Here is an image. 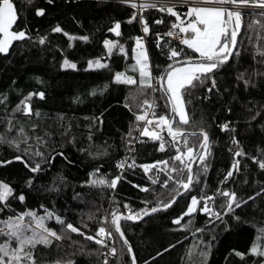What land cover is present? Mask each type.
Wrapping results in <instances>:
<instances>
[{"label": "trees", "instance_id": "trees-1", "mask_svg": "<svg viewBox=\"0 0 264 264\" xmlns=\"http://www.w3.org/2000/svg\"><path fill=\"white\" fill-rule=\"evenodd\" d=\"M14 2L20 19L31 23L35 36L47 34V40L44 44H40L38 39H33L31 36V39L16 43L9 55L0 54V93L7 95L6 102L0 98V132H5V125L9 118L15 127L22 126L29 135L33 134L31 125L36 124L35 135L49 141L47 146H40V151L47 155L50 150L55 149L57 153L63 152L67 160L56 155L51 167L45 173L36 174L31 189L25 187V181L33 174L24 167L22 162H13L10 166L0 167V180L11 183L17 193L22 190L26 197L23 204L12 199L11 207L16 212L34 209L37 213L43 214L40 205H44L45 208L55 211L58 215L65 217L68 222L80 227L87 235H95L97 227L107 226L113 231V236L116 238L115 246L118 249L117 255L112 256L109 264H131V256L126 251L122 255L119 253V249L123 246L122 240L110 224L101 225V216L110 213L113 207H118L127 215L129 209L123 207L125 203L130 206L133 213L145 208V201L149 202L148 207L155 206L157 202L166 203L175 187L171 181L167 187H162L163 180L167 178L165 172H160L157 178L154 170L145 173L139 167L140 164L165 159L172 163L171 157L175 155V149L166 130L162 133L166 145L164 151H158L159 141L143 137L141 142L134 144V151L129 153L125 148L126 140L122 139L129 127L134 124V113L141 110L138 105L145 98L137 95V86L114 83L112 80L117 71L138 75L129 68V65L134 60L133 38L141 35L142 28L139 19L132 23L126 22L136 9L105 0H68L67 3L65 0H52V3H48V0H31V3L29 0H14ZM38 8L45 9L42 17L36 15ZM143 15L151 29L145 40L149 56L154 65L163 67L167 60L155 48L154 33L162 34L168 30L170 20L174 18L156 9H145ZM155 19H164L165 22L153 25L152 21ZM257 19L264 23V17L255 14H246L243 17L241 32L237 39L238 42L243 40L244 45L247 46V54H243L242 49L240 65L233 61V67L228 69L233 74V78L237 71H243L245 68L249 72L254 67L260 68L252 61L253 48L248 46L246 38L247 34L253 31H258L264 37V29L255 25L251 30L246 29L247 24ZM114 20L121 21L119 37L107 31ZM56 24L70 34L88 35L89 40L69 41L62 33L51 32V28ZM36 27L39 29L37 33L34 32ZM105 38L117 40L122 45H126L127 57L118 49H114L108 56L106 47L103 45ZM161 43L163 44V41ZM173 43L178 49L185 48L186 51H191L186 46ZM255 43L257 42L253 38V44ZM261 43H264V40ZM64 58L75 62L77 68H62ZM96 58L107 60L108 67L87 69V61ZM153 74H157L155 68ZM223 75L222 73L221 76H217L223 95L217 96L213 93L211 100L203 103L193 98L196 110L193 113V110L189 108L190 123L186 126L190 131H198V126H203L209 133L212 155L208 161L206 182L205 176L202 175L201 183L194 184L190 193L182 195L168 209L150 213L141 220L121 219L120 221L121 228L136 256L137 264H144V261H148V264H203L201 252L204 249V242L207 241L212 242V254L207 264H256L260 259L251 254L243 258L230 254L233 249L247 253L258 235V229L264 226V215L255 207L242 206L236 209L235 215L240 216L247 223H237L231 217H227L231 225L227 231L219 228L212 229V226L208 225L210 232L203 234L195 232L196 228L205 225L208 220V217L200 214L199 211L181 221L184 223L188 219L193 220L191 234L188 230L180 229L172 223L173 218L184 211L190 202L191 195L200 196L201 190L205 195L215 191L231 164L232 156L228 149L231 147L233 151L236 150L235 145L231 143L233 136L239 140L240 146L249 156L258 155V149L264 150V129L260 127L264 121L258 117L257 121L249 123L254 112H248L242 106L251 97L232 88V80L224 83ZM36 77L40 79L37 80ZM106 84L107 88H105ZM226 87L229 88L228 92L224 91ZM94 89L95 94H92ZM29 91L45 92L44 98L33 96L28 100L31 102L33 113L39 111L38 116L35 114L28 116L19 111L13 112L14 107ZM203 94L201 89L194 93V97H202ZM232 94H235L238 99L231 100ZM252 96L260 99L256 92H253ZM156 97V115L170 114V105L162 94L157 92ZM147 98L151 100V95ZM126 104L128 107L125 106ZM228 107H231V112L227 111ZM98 119H102L103 123L100 124ZM225 122H231L230 127L235 131H221L220 125ZM140 124L142 125V122ZM69 125H71L70 129ZM66 129H68L67 132H65ZM89 132L92 133L91 142L88 140ZM138 133V131L133 133L136 139ZM73 137H75L74 143L71 142ZM192 139L189 137V140ZM90 143L94 145L92 151L103 146L108 154L93 158L87 154V151H78L80 148L88 150ZM17 154L22 153L6 143H0V159L11 158ZM126 156H134L137 166L118 169L115 166L116 162ZM240 160L241 173L247 170L248 183L243 182L244 175H234L230 178V182L221 187L236 190L238 196L246 197L252 194L254 180L264 182V172L259 171L256 163L248 156ZM176 163L178 165L179 162ZM96 167L100 168L98 175H102L105 179L110 180L115 175L121 176L114 189L107 186H82L81 182L88 180L89 173ZM196 167L194 164V172ZM57 174L66 177V185L61 186L62 190L58 194L45 191ZM186 175L185 173V179ZM149 176L157 179V183L153 184ZM135 185L148 186L149 191H141ZM256 190L258 191V188ZM75 193H80L82 198L73 199ZM113 201L117 203L114 204ZM223 202L224 197L217 194L213 206L219 210ZM249 203L251 205V202ZM256 204L264 209V199H258ZM4 215H15V212H5ZM47 223L49 228L60 232L61 226L54 220ZM65 235V239L53 241L51 245L38 244L33 251L36 264H58V262L67 264L68 261H72L73 264H103V257L97 253L105 249H102L95 241L86 239L80 233ZM170 244L174 247L169 248ZM81 249L84 251L82 252ZM157 252L161 254L157 256ZM152 257L155 259H151Z\"/></svg>", "mask_w": 264, "mask_h": 264}, {"label": "snow or ice", "instance_id": "snow-or-ice-1", "mask_svg": "<svg viewBox=\"0 0 264 264\" xmlns=\"http://www.w3.org/2000/svg\"><path fill=\"white\" fill-rule=\"evenodd\" d=\"M65 2L67 3L68 0H65ZM121 2L125 5H130L133 9H138V11L132 12L126 22L132 23L139 19L142 33L144 34L133 38L135 41L132 48L134 63L129 65V68L134 73H138V78L136 75H127L126 71H117L112 77L114 83L137 86V95L145 97L143 102L138 105L141 110L134 113V124L129 127L128 132L122 137V139L126 140V151L129 153L134 151V144L141 142L134 137V131H138L140 137H149L159 141L158 151H164L166 145L162 133L166 130L175 149V155L171 157V164L169 160L165 159L139 165L145 173L154 170L157 178L160 172H165L167 178L163 180L162 187H167L170 181L175 185L170 199L166 203L157 202L155 206L148 207L149 202L145 201V208L139 209L135 213L125 203L123 207L129 209L127 215L121 212L118 207H113L110 213L100 218L101 225L110 224L122 240L123 246L119 249V253L122 255L126 251L131 256V264H137L132 246L121 228V219L135 221L158 210L168 209L177 202V197L190 193L194 184H200L202 175L205 176L206 182V174L209 170L208 161L212 155V142L208 131L203 126H198V131H190L186 127L190 123L189 108L193 110V113L196 110L193 98L203 103L204 101H210L213 93L217 96H222L223 93L220 91L217 76H221L223 73L222 79L224 83L232 80V88L242 91L246 96L251 97L242 105L248 112H254V115L250 117L249 123L257 121L258 117L264 121V43H261L264 37L258 31L247 34L246 38L248 46L253 48L251 53L252 61L254 64L259 65L260 68L254 67L251 72L247 68L243 71H237L234 78L233 74L228 71L229 68L233 67V61L240 65L242 49L244 50L243 54H247V46L244 45L243 40L238 42L237 39L238 34L241 32L243 17L246 14L264 17V0H179V2L177 0H142L140 3H136L134 0H121ZM29 3H31V0H29ZM48 3H52V0H48ZM185 5L187 6L186 11H177V7ZM145 9H156L160 13L174 17V20H170V27L166 32L163 34L160 32L154 33L155 48L167 60L163 67L154 65L149 56L145 36L150 33L151 29L148 20L143 15ZM256 9H260V11L256 13ZM44 14V8L36 10L37 16ZM17 20L18 13L13 0H0V54L9 53L10 46H12L14 41L31 39L29 32L26 30V25L19 30H13ZM164 22V19H155L152 24L159 25L164 24ZM254 25L264 29V23H261L259 19L247 24L246 29L251 30ZM120 30V20H114L112 26L107 29L109 33H113L117 37L121 36ZM51 32L62 33L69 41L76 39L89 40L88 35L76 36L70 34L59 24L52 27ZM166 37L168 39H165ZM253 38H255L257 43L253 44ZM174 39L191 51H186L185 48H176L173 43ZM46 40L47 34L38 37L40 44H44ZM162 41L163 44L161 43ZM103 45L106 47L108 56L113 53L114 49H118L120 53L127 57L124 45L119 44L117 40L105 38ZM69 46L71 47V44ZM61 67L76 69L77 64L64 58ZM106 67H108L107 60L102 62L100 58H97L87 61V69ZM154 68L157 72L155 75L153 74ZM36 79L39 80L40 78L36 77ZM105 88H107V84ZM201 89L204 93L203 96L194 97V93ZM95 91L94 89L92 94H95ZM224 91L228 92L229 88L226 87ZM157 92L161 93L170 105V114L156 115L154 111L156 105L153 100L147 97ZM253 92L258 93L260 99L252 96ZM33 96L44 98L45 92L29 91L14 107L13 112L19 111L28 116L33 114L38 116L39 111L37 110L33 113L31 105L27 103ZM0 98H2L3 102L7 101L6 94L0 93ZM77 99L79 98L77 97ZM237 99L238 97L235 94L231 95V100ZM125 106L128 107L127 104ZM227 111L231 112V107H228ZM98 122L100 124L103 123L102 119H98ZM140 122H143V127H141ZM230 123L225 122L220 125L221 131H235L234 128L230 127ZM260 127L264 129V123H261ZM31 128L33 134L29 135L22 126L15 127L11 123V118H9L8 123L5 125V132H0V143H6L19 153H22L11 158L0 159V167L10 166L13 162H22L24 167L33 174L25 181V187L29 189L33 187L36 174L45 173L51 167L56 155L67 160L63 152L57 153L55 149L50 150L47 155L40 151V146H47L49 141L35 135L36 124H32ZM68 128L70 129L71 125ZM189 137L193 139L189 140ZM88 140L92 141L91 132L88 134ZM71 142H75V137L72 138ZM231 143L235 145L236 150L233 151L231 147L228 149L232 156L231 164L215 191L205 195L203 190H201L202 194L200 196L191 195L190 202L184 211L173 218L172 223L180 229L188 230L191 234L193 220L188 219L184 223L181 221L185 217H191L196 214L197 211L208 217L205 225L195 229V232L202 234L211 231L208 225H211L212 229L229 230L231 225L228 223L227 217H231L237 223H247L240 216L235 215L236 209H240L242 206L244 208L255 207L264 215V209L259 208L256 204L258 199H264V182L254 180V187L251 189L252 194L246 197L243 195L238 196L236 190L221 187L225 183L230 182V178H233L234 175H244L245 179L243 182L248 183L247 170L241 173L240 158L242 157L248 156L250 160L256 163L258 170L264 172V150L258 149V155L249 156L248 153L244 152L235 136L231 138ZM93 147L94 145L90 143L88 150L80 148L78 151H87V154L93 158L103 157L108 154L107 149L103 146L97 147L96 151L91 150ZM30 160L32 161L31 163L29 162ZM68 162L72 163L71 161ZM176 162H179L178 165ZM194 164L197 166L195 172L193 171ZM115 166L121 170L126 166L133 168L137 166L136 159L134 156H126L117 161ZM99 173L100 168H94L89 173V179L81 182L82 186H107L114 189L121 179L120 175H115L108 180L102 175H98ZM185 173L187 174L186 179L184 178ZM149 179L153 184L157 183V179L152 176H149ZM62 185H66V177L62 174H57V176L52 178L51 184L45 191L58 194L62 190ZM135 187L140 188L141 191H149L148 186L135 185ZM257 188L258 191L256 190ZM217 194L224 197V202L220 205L219 210L213 206ZM78 198H82L81 194L75 193L73 199ZM12 199L18 200L23 204L26 197L22 190L17 193L11 183L0 180V217H2L0 218V264H36V258L33 254L36 246L38 244L47 246L51 245L53 241H61L66 238V233H80L86 239L95 241L102 249H105L106 251L97 253V255L103 257V264H108L109 256L117 255L116 238L113 236L112 230L99 226L95 230V235H87V233L82 232L80 227L68 222L65 217L58 215L55 211L45 208L44 205H40V208L43 209V214H38L34 209L16 212L11 207L10 201ZM249 202H251V205ZM112 203L115 204L117 202L113 201ZM5 212H15V215H4ZM89 218L91 219V217ZM53 220L61 226L60 232H57L54 228L47 227L46 222ZM84 227H87V225H84ZM212 239L214 240L215 237L213 236ZM168 247L172 248L174 245L170 244ZM81 251L83 252L84 250L81 249ZM87 254L90 255L91 253ZM160 254V252L156 253L157 256ZM211 254L212 242H204V249L201 252L203 264H207ZM230 254H235L241 258L251 254L260 258L256 264H264V226L258 229V235L254 238L247 253L233 249ZM151 259L154 260L155 258L152 257ZM67 264H73V262L68 261ZM144 264H148V261H144Z\"/></svg>", "mask_w": 264, "mask_h": 264}, {"label": "built area", "instance_id": "built-area-1", "mask_svg": "<svg viewBox=\"0 0 264 264\" xmlns=\"http://www.w3.org/2000/svg\"><path fill=\"white\" fill-rule=\"evenodd\" d=\"M105 1H113V2L120 3V4H124V3L121 2V0H105ZM134 2H136V3H140V2H142V0H134ZM177 2H179V0H177ZM124 5H125V4H124ZM127 6H130V5H127ZM177 9H178V10H186V9H187V6L185 5V6H183V7H177ZM136 11H138V9H136ZM256 11H260V9H256ZM141 28H142V26H141ZM166 31H167V30H166ZM166 31H165V32H166ZM163 33H164V32H163ZM163 33H162V34H163ZM141 35H144V34L141 33ZM147 36H148V35H147ZM147 36H145V40H146ZM166 38H167V37H166ZM173 42H175V43H177V44H180V43L178 42V40H175V39L173 40ZM180 45H181V44H180ZM182 46H184V45H182ZM151 100L154 101V103H155V105H156V107H157V100H156L155 95H153V97H152ZM156 107H155V109H154L155 113H156ZM141 127H143V122H142ZM142 138H143V137H140V135H139V133H138V135H137V140L140 141ZM105 227H106V229H108L107 226H105ZM108 230H109V229H108ZM110 243H111V241H110ZM105 251H106V250H105ZM111 258H112V256H109L108 264L111 262Z\"/></svg>", "mask_w": 264, "mask_h": 264}, {"label": "flooded vegetation", "instance_id": "flooded-vegetation-1", "mask_svg": "<svg viewBox=\"0 0 264 264\" xmlns=\"http://www.w3.org/2000/svg\"><path fill=\"white\" fill-rule=\"evenodd\" d=\"M42 16H43V15H42ZM42 16H39V17H42ZM25 25L27 26V27H26V30L29 32V35H30V36H33L34 33H33L32 28H31V26H30L31 23L28 22V21H26V20H21L20 17H19L18 20H17V24L14 25L13 30H19L20 28H24ZM38 31H39V29H38V27H36L34 32L37 33ZM17 43H18V42H17Z\"/></svg>", "mask_w": 264, "mask_h": 264}, {"label": "water", "instance_id": "water-1", "mask_svg": "<svg viewBox=\"0 0 264 264\" xmlns=\"http://www.w3.org/2000/svg\"><path fill=\"white\" fill-rule=\"evenodd\" d=\"M13 4H14V6H15V8H16L17 13H18V10H17V7H16V4H15L14 0H13ZM38 9H39V8H38ZM177 11L184 12V11H186V10H178V9H177ZM18 18H19V15H18ZM173 18H174V17H173ZM13 27H14V26H13ZM21 41H23V40H21ZM21 41H14L13 44H12V46H10L9 53H10L11 49L14 47V45H15L17 42H21ZM9 53H7V54H1V55H3V56H7V55H9ZM27 103H29V104L31 105V102H30V101H27ZM31 107H32V105H31ZM180 197H181V196H180ZM180 197H177V200H178ZM145 216H147V215H145ZM145 216H142V218H144ZM142 218H141V219H142ZM141 219H139V220H141ZM132 250H133V249H132ZM133 253H134V252H133Z\"/></svg>", "mask_w": 264, "mask_h": 264}, {"label": "rangeland", "instance_id": "rangeland-1", "mask_svg": "<svg viewBox=\"0 0 264 264\" xmlns=\"http://www.w3.org/2000/svg\"><path fill=\"white\" fill-rule=\"evenodd\" d=\"M39 36H40V35H39ZM32 38H33V39H38V37L35 36V35L32 36ZM118 43L121 44L120 42H118ZM134 44H135V43H134ZM121 45H122V44H121ZM124 47H125V49H127L126 45H124ZM133 47H134V45H133ZM133 47H132V48H133ZM133 55H134V54H133V52H132V56H133ZM96 59H97V58H96ZM100 59H101V58H100ZM91 60H94V59H91ZM101 61L103 62L104 60L101 59ZM133 63H134V60H133V62H132L131 64H133ZM126 74H127V75H131V74H129V73H126ZM132 75H133V74H132ZM137 78H138V75H137ZM38 214H40V213H38ZM47 222H48V221H47ZM47 222H46V224H48ZM47 227H48V226H47Z\"/></svg>", "mask_w": 264, "mask_h": 264}, {"label": "bare ground", "instance_id": "bare-ground-1", "mask_svg": "<svg viewBox=\"0 0 264 264\" xmlns=\"http://www.w3.org/2000/svg\"><path fill=\"white\" fill-rule=\"evenodd\" d=\"M153 95H155V97H156V93L151 95V99H152ZM156 100H157V97H156Z\"/></svg>", "mask_w": 264, "mask_h": 264}, {"label": "crops", "instance_id": "crops-1", "mask_svg": "<svg viewBox=\"0 0 264 264\" xmlns=\"http://www.w3.org/2000/svg\"><path fill=\"white\" fill-rule=\"evenodd\" d=\"M132 75V74H131ZM134 75V74H133Z\"/></svg>", "mask_w": 264, "mask_h": 264}]
</instances>
